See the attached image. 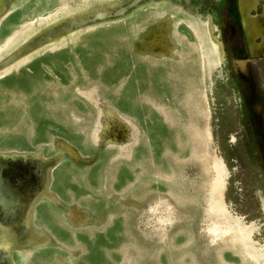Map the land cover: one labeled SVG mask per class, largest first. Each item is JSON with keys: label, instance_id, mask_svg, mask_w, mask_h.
Masks as SVG:
<instances>
[{"label": "rangeland", "instance_id": "obj_1", "mask_svg": "<svg viewBox=\"0 0 264 264\" xmlns=\"http://www.w3.org/2000/svg\"><path fill=\"white\" fill-rule=\"evenodd\" d=\"M258 40L239 0H0V264H264Z\"/></svg>", "mask_w": 264, "mask_h": 264}, {"label": "water", "instance_id": "obj_2", "mask_svg": "<svg viewBox=\"0 0 264 264\" xmlns=\"http://www.w3.org/2000/svg\"><path fill=\"white\" fill-rule=\"evenodd\" d=\"M260 1V0H259ZM263 4L261 5V8H262V14L261 15H258V16H255V19H257L258 23L255 22L256 25H254V23H252L255 27L253 26H247V24L245 23V6H244V0H239V7H240V11L243 15V19H244V25H245V32L247 34V38L251 41H254L255 38L256 39H261L264 43V0L262 1ZM254 10V9H253ZM260 24V26L258 25ZM252 28H256L255 30L252 29ZM256 32V33H255ZM264 56V52H263V55Z\"/></svg>", "mask_w": 264, "mask_h": 264}, {"label": "crops", "instance_id": "obj_3", "mask_svg": "<svg viewBox=\"0 0 264 264\" xmlns=\"http://www.w3.org/2000/svg\"><path fill=\"white\" fill-rule=\"evenodd\" d=\"M259 0H244V8H245V13L247 12L248 13V10H253V5L251 6V3L250 2H252V4H255V3H257ZM246 13V14H247ZM253 18H254V16H253ZM251 19H252V17H248V16H245V23L247 24V26L249 27V26H253V27H255L254 25H256L255 24V22H254V25L251 23ZM259 26H260V24H258ZM252 29H254V28H252ZM256 29V28H255ZM254 29V30H255ZM256 33V32H255ZM221 49H222V47H221Z\"/></svg>", "mask_w": 264, "mask_h": 264}, {"label": "flooded vegetation", "instance_id": "obj_4", "mask_svg": "<svg viewBox=\"0 0 264 264\" xmlns=\"http://www.w3.org/2000/svg\"><path fill=\"white\" fill-rule=\"evenodd\" d=\"M259 43V44H258ZM257 45H254L252 49L247 45V50L250 54H252L254 51H258L263 55L264 52V43L263 41L259 38Z\"/></svg>", "mask_w": 264, "mask_h": 264}, {"label": "bare ground", "instance_id": "obj_5", "mask_svg": "<svg viewBox=\"0 0 264 264\" xmlns=\"http://www.w3.org/2000/svg\"><path fill=\"white\" fill-rule=\"evenodd\" d=\"M213 40L215 41V44L217 45L218 49L220 50V58L221 60L224 59V56H223V52H221V43L216 39V38H213Z\"/></svg>", "mask_w": 264, "mask_h": 264}]
</instances>
